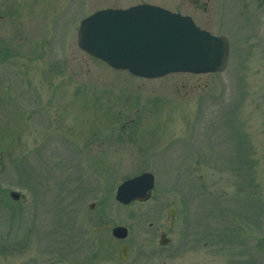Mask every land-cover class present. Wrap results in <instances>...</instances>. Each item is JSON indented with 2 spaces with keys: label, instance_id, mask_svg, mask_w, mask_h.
Segmentation results:
<instances>
[{
  "label": "rangeland",
  "instance_id": "rangeland-1",
  "mask_svg": "<svg viewBox=\"0 0 264 264\" xmlns=\"http://www.w3.org/2000/svg\"><path fill=\"white\" fill-rule=\"evenodd\" d=\"M138 3L229 36L226 70L143 78L79 47L84 17ZM143 172L150 198L119 203ZM0 264H264V0H0Z\"/></svg>",
  "mask_w": 264,
  "mask_h": 264
},
{
  "label": "water",
  "instance_id": "water-1",
  "mask_svg": "<svg viewBox=\"0 0 264 264\" xmlns=\"http://www.w3.org/2000/svg\"><path fill=\"white\" fill-rule=\"evenodd\" d=\"M79 45L115 68L144 77L177 71H222L229 55L225 36H213L201 30L191 17L149 5L91 15L81 24ZM154 179L152 173H144L125 181L119 186L116 199L125 204L148 200ZM10 196L17 200L20 194L12 191ZM169 215H174L173 209ZM112 232L121 239L128 235L123 226L113 228ZM168 241L163 233L159 243L166 245ZM127 250V245L121 247L122 260L128 258Z\"/></svg>",
  "mask_w": 264,
  "mask_h": 264
},
{
  "label": "flooded vegetation",
  "instance_id": "flooded-vegetation-1",
  "mask_svg": "<svg viewBox=\"0 0 264 264\" xmlns=\"http://www.w3.org/2000/svg\"><path fill=\"white\" fill-rule=\"evenodd\" d=\"M199 1H200V0H193L194 3H198ZM138 4H139V3H138ZM202 4H203L202 7L204 8V7L207 5V2L204 1ZM119 8H120V7H119Z\"/></svg>",
  "mask_w": 264,
  "mask_h": 264
}]
</instances>
